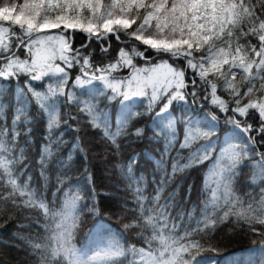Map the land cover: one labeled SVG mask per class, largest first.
Masks as SVG:
<instances>
[{"label":"trees","instance_id":"obj_1","mask_svg":"<svg viewBox=\"0 0 264 264\" xmlns=\"http://www.w3.org/2000/svg\"><path fill=\"white\" fill-rule=\"evenodd\" d=\"M121 39L124 37L121 36ZM84 41L85 36L77 32L72 47L78 48ZM103 46L108 48L107 52H103L101 45L93 41H88L86 48H80V54L88 57L93 69L107 68L119 59L121 48L133 56L135 65L146 63L132 52L133 47L136 51H144L141 42L132 37H129L128 44H121L109 36L108 43ZM17 55L22 59L27 58L23 49ZM145 55L153 56L152 63L153 60L167 58L176 67L186 69L182 60L159 57L154 52H146ZM56 63L64 67L62 61L57 60ZM78 66L66 71L75 76L80 72ZM120 71L119 74L123 72ZM193 75V70H186V81L188 76ZM50 79V76H46L41 81H34L29 80L27 75H21L18 81L0 78V130L7 132L0 136V141L11 149L4 157L11 161L12 173V176H8L0 168V264H40L42 258L51 261L53 258L49 253L56 246L51 237L57 235L53 229L59 223L54 219V214L61 212L65 200L72 197L79 198L77 222L71 237V243L76 248L89 241L90 233L98 229L106 235H113L124 248L135 246L147 250L150 246L153 250L160 249V239L153 238L156 236L153 225L165 229L163 220L166 218L167 229L175 225L174 231L179 235H183L184 231L191 232L185 243L198 241L204 246L197 258L214 255L218 264H264L263 255L255 248L264 242V237L259 235L264 232V226L249 223L247 219L230 212L227 219H217L214 225L204 227L206 219L213 218L214 208H220L217 213L220 216L224 211H229L224 206L223 198L212 202L208 188L203 184L204 174L223 141V135L226 133L227 137L238 139L244 145L248 143L245 134L226 123L225 114L211 103L210 87L207 93L198 87L199 95L195 102L189 97L187 101H174L168 109L172 115L183 111L187 116H200L206 121L204 114L209 118L213 115L218 117V121H214L215 128H211L215 132L208 140L196 139L181 148L179 137L184 122L180 119L175 124L177 139L171 145L162 135L154 138L167 97L161 98L151 112L147 111L149 99L137 97L126 101V108L118 113L122 99L110 101L108 91L102 90L101 83L92 82L90 85L97 95V108L109 114L113 132L116 130L114 118L117 114L125 115L127 133L139 127L145 129L142 138L121 133L113 140L105 138L101 128L92 126L86 113L80 111L82 105H78V100L74 99L68 104L67 98L60 96L55 103L45 107L25 84L27 81L31 89L45 93L46 85L53 83ZM208 79L211 80V76ZM201 83L197 79V85ZM191 90L189 88L187 91ZM81 93L84 94V91ZM205 94L209 96L208 100L203 98ZM254 95L258 97L259 93ZM217 96L228 103L229 109L234 107L231 97L219 84ZM127 110L131 113L128 114ZM135 113L141 115L136 116ZM52 116L57 117L59 126L49 132L48 123ZM70 116L75 119H70ZM16 117L20 119L16 120ZM249 122L254 127L258 126V120ZM213 141V153L206 160L201 163L189 162L191 152L198 145ZM256 147L264 152V147L259 143ZM45 148L49 149L48 153H45ZM21 154L24 157L22 162L18 160ZM255 160V154L249 153L237 166V174L230 187L242 204L237 205L235 212L246 211L249 203L255 206L260 199L259 193L264 183L253 182ZM85 168L90 170L91 184ZM41 171L44 172L43 176ZM11 179L16 180L17 188L13 189L9 183ZM21 190L32 193L31 197L27 194L21 196ZM40 203L48 206V216H45ZM162 209L164 217L159 216ZM173 234L168 230L160 233L163 237ZM36 243L43 244L41 251H33L32 245ZM247 252L253 254L252 259L246 256Z\"/></svg>","mask_w":264,"mask_h":264},{"label":"snow or ice","instance_id":"obj_2","mask_svg":"<svg viewBox=\"0 0 264 264\" xmlns=\"http://www.w3.org/2000/svg\"><path fill=\"white\" fill-rule=\"evenodd\" d=\"M77 32L85 36V41L74 49L72 45ZM109 36L121 44H128L129 37L141 42L144 51H136L133 47L132 52L144 59L148 66L137 67L133 63V56L121 48L120 59L116 64H110L105 69H93L88 57L80 54V48H86L87 42L93 41L101 45L103 52H107L108 48L103 45L108 43ZM121 36L124 37L123 40ZM21 49L27 53L26 59L22 60L17 55ZM146 52H154L159 57L168 56L174 61L182 60L186 69L175 67L162 58L153 64V56H146ZM57 60L62 61L64 67L57 64ZM75 65L80 66L81 74L75 78L73 88L102 81L111 90V99L128 101L148 97V112L163 97L168 99L161 113L166 112L174 101H187L191 97L195 102L199 95L197 88L200 87L207 93L210 87L211 103L225 114L226 123L245 134L248 143L242 147L232 145L220 152V157H227L228 161L223 184L226 188L224 206L229 211H224L220 216L217 215L220 208H214L213 218L206 219L204 227L214 225L217 219H227L230 212L247 219L249 223L264 226V188L260 190L257 205L249 203L246 211L235 212L234 209L242 202L234 196L230 187L237 174L240 159L249 153L255 154L259 174L264 176V152L258 151L256 147L257 143L264 147V0H0V78L18 81L21 75H27L29 80L41 81L46 76L63 74L62 81L55 88L49 85V95L65 96L66 102L71 104L75 93L65 92L68 84L66 69ZM117 67L130 69L129 76L123 80H114L97 74L110 72ZM186 70H193L194 73L187 77V81ZM209 76L211 80L208 79ZM197 79L202 82L199 86ZM25 84L34 97L41 96L31 89L27 81ZM218 84L231 97L234 105L231 109L227 102L217 96ZM189 88L192 90L187 91ZM255 93H259V96H255ZM203 98L208 100L209 96L205 94ZM78 105H82L80 111L86 113L92 126L102 129L105 138L114 140L121 133L137 138L144 136V127L127 133V122L118 123L113 132L102 121L94 103L81 101ZM134 115L139 116L141 113ZM211 117L218 121L217 116ZM69 118L75 119L74 116ZM19 119L20 117H16V120ZM253 119L258 120V126L254 127L249 122ZM58 126L59 120L52 116L48 123L49 132ZM167 127L172 133L167 136L168 145H171L172 138L175 137V122H169ZM214 132L211 128L187 126L180 147H187L196 139L208 140ZM6 134V131L0 130V136ZM161 135L163 132L158 130L154 133V138ZM210 149L211 146L206 145L203 152L194 154L193 162L201 163L206 160ZM10 151L0 141V168L8 176H12L11 161L5 159L4 154ZM44 151L48 153L49 149L45 148ZM135 159L134 157L133 160ZM18 160H24L23 154ZM41 166H45L43 158ZM85 172L91 184L90 170L85 168ZM41 175H44L43 171ZM9 183L13 189L18 187L15 179H11ZM19 194L32 195L25 190H21ZM78 199H66L61 212L54 214V219L59 220V223L53 229L57 235L51 237L56 242L55 248L49 253L53 259L48 261L42 258L40 264H120L121 261L124 264L125 261L127 264H218L214 255L197 258L204 246L198 241L185 243L191 232L184 231L183 235H179L174 231L175 225L167 229L166 218L163 220L165 229L153 225L156 232L153 238L160 239V249L153 250L150 246L147 250L137 249L135 246L124 248L114 244L86 258L71 243L77 222ZM215 199L216 193L213 192V200ZM39 206L45 216H48V206L43 203ZM159 216H165L163 209ZM164 230L174 234L163 237L160 233ZM253 233H256L255 228ZM259 235L264 237V232ZM32 248L33 251H41L43 244L36 243ZM211 250L210 248L209 251Z\"/></svg>","mask_w":264,"mask_h":264},{"label":"rangeland","instance_id":"obj_3","mask_svg":"<svg viewBox=\"0 0 264 264\" xmlns=\"http://www.w3.org/2000/svg\"><path fill=\"white\" fill-rule=\"evenodd\" d=\"M20 59H22V58H20ZM119 59H120V57H119ZM119 59H117L116 61H114L110 64H116ZM162 59H167V58H162ZM159 60H153V64L159 62ZM168 62L173 64V66L176 67V65L174 64L173 61L168 60ZM136 66L143 68V67L148 66V65L146 63H142V64H139ZM78 67L80 68V66H78ZM127 69L128 68H126V67H117L115 70L110 71L111 74L109 72L105 71V72L99 73L98 75L108 76L109 79L123 80L126 77H128L130 74V69H128V72L126 73ZM120 70H123V72L121 74H119V72H121ZM80 74H81V72L77 73V75H75V76L68 74V84L65 88V92L67 93L68 91H73L75 93V99L78 100L79 102L88 101L90 103H94L96 106L97 112L100 115L102 121L105 122L107 125H109L111 128V125H110L111 120L109 118V114L105 111H100L97 108L98 102L95 101V99H97V97H96L97 95H96V92L92 89L91 85L88 84V85H85L82 87L76 86L75 88H73V85L75 83V78L77 76H79ZM62 75L63 74L57 73V74L50 76V78H51L50 80L53 81V83H48L46 85V89H45L46 92L45 93H42L40 91H36V92L41 94V96L39 97L40 98L39 101L45 107H48V105H52L53 103H55L56 100H58V97L61 96V95H57V96L49 95V85H51L53 88H55L57 86V84H59L62 81V79H63ZM99 83H101L102 90H106V92L108 91V94H109L108 99L110 101H112L113 99L110 98L113 95L111 90H109L103 84L102 81H99ZM83 91H84V94L81 93ZM102 92H104V91H102ZM130 100H132V99H130ZM120 103L121 104L119 105L118 110H117L118 113L120 112V110H122L125 107L126 101L122 100ZM52 110L54 111L55 107L52 108ZM47 111H49V109H47ZM127 113L129 114L131 112L127 110ZM123 116H125V115H123ZM123 116L118 115V114L115 115L114 127L117 128L118 123L125 122L126 117H123ZM204 116L207 118V121L205 119H202L200 116H191V117L187 116L186 114H184L183 111L179 112L177 114H173V115L169 114L168 110L166 112H163V113L160 112V115H159V118L157 121V125H156V127H157L156 130L162 131L163 132L162 136H164L168 141L169 137H167V136L172 135V133L170 132V130L167 127L169 122L174 121L176 124V121L178 119H180L184 122L183 132H182L181 137H179V139L181 140V143H182L184 141L185 128L187 126H190V125L191 126H199L200 128H203V129L215 128L214 120H212V118H209L205 114H204ZM174 134H175V137L172 138L173 142H174V140L176 141L177 136H178L177 131H176V127H175V133ZM192 142L193 141H191L190 143H192ZM214 142L215 141L205 142V143L198 145L191 152V154L189 156V162H193V155L203 152L206 145L211 146V149L209 150V154H208V157H209L213 153ZM232 145H239L241 147L244 146L243 142H240L238 139L229 138V136L227 137V134L225 133L223 135V141L221 142L219 148L217 149L213 158L209 162L208 168L204 174V178H203L204 183L203 184L206 188H208L209 195H211L212 202L214 201L213 200V192L216 193V199H218V198L225 199L226 188L223 184V177L227 174L226 170H227L228 161H227V157H224V158L220 157V152L223 149H225L226 147H229ZM246 156H243V158ZM240 161H241V159H240ZM240 161H239L237 166H239L240 163L242 162V161L241 162ZM256 181H261V184L264 183V176L259 174V166H258V164L255 163L254 164V172H253V182L256 183ZM263 188H264V186H263ZM222 202H223V200H222ZM236 210H239V209H236ZM114 244H119V243L113 235H110V234L106 235V234L100 232V230L94 229L89 235V241H87L83 246L78 247L77 249L80 250L81 254L84 255L86 258H90V257L94 256L96 254V252L99 251L100 249L108 247L110 245H114ZM255 248L259 254L263 255V258H264V251H262V249H264V242L261 243L260 246L255 247ZM252 255H253L252 253H249V252L246 253V256L250 259H252Z\"/></svg>","mask_w":264,"mask_h":264}]
</instances>
